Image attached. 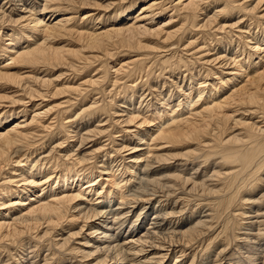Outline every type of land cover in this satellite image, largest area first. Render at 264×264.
<instances>
[{
  "label": "bare ground",
  "instance_id": "1",
  "mask_svg": "<svg viewBox=\"0 0 264 264\" xmlns=\"http://www.w3.org/2000/svg\"><path fill=\"white\" fill-rule=\"evenodd\" d=\"M139 1L0 0V32L8 29L0 34L6 41H0V57L8 54L22 66L17 71L0 66V83L21 91L17 96L0 93V102L27 111L28 102L39 100L36 112L44 101L55 103L32 117L30 124L41 126L39 131L14 127L0 133V264H188L186 251L178 254L174 245L198 248L210 232L200 264H217L216 257L206 261L219 242L224 243L217 258L236 242L239 256L227 264H264V70L254 77L250 72L264 60V0H204L205 5L203 0L181 1L175 10L183 17L182 26L166 32L164 41L162 31L157 32L163 45L156 46L141 40L136 24H112L100 33L77 25L61 31L45 19L49 10H84L93 13L86 24L96 19L106 24L121 20ZM256 25L260 32L255 34ZM39 31L41 36L36 35ZM65 34L71 44L79 42L90 53L46 41ZM124 49V54L135 52L142 58L129 57L110 81L109 57ZM100 63L106 75L93 79L88 74L77 85L68 79L63 84L64 77L91 73ZM27 67L31 71L24 75ZM242 76L248 79L240 90L223 98ZM66 96L71 98L56 103ZM236 96H243L245 104L237 119L225 111ZM72 107L78 109L66 116ZM55 109L60 115L46 124L44 115ZM186 111L200 122L186 117ZM8 118L6 114L4 120ZM153 122L155 126H145ZM109 123L116 133L136 136L135 141L126 134L113 144L117 139L107 130ZM105 135L109 144L103 143ZM113 152L123 159L117 168ZM98 153L102 155L96 161ZM99 163L100 176L107 171L100 186L107 184L103 194L92 178ZM39 174L47 178L37 182ZM132 180L138 183L130 190L127 183ZM47 184L44 198H34L35 188L41 191ZM96 194L110 202L92 205L90 196ZM157 194L174 202L156 205L152 220H177L165 233L161 220L139 229L148 219L147 214L141 219L143 209ZM129 196L132 200L126 201ZM113 199L121 201L111 205ZM187 203H195V210L186 214ZM136 204L141 206L137 215ZM238 206L245 208L237 212ZM125 224L130 226L125 229ZM198 257L193 253L189 264Z\"/></svg>",
  "mask_w": 264,
  "mask_h": 264
},
{
  "label": "rangeland",
  "instance_id": "2",
  "mask_svg": "<svg viewBox=\"0 0 264 264\" xmlns=\"http://www.w3.org/2000/svg\"><path fill=\"white\" fill-rule=\"evenodd\" d=\"M183 2L184 4L185 3H188L189 1H191V0H141V1H139L138 2V4L132 9V10H130V12H128L126 15H124L122 18H121V20H117V21H114V20H110V21H108V23H106V24H104V23H102V22H99V21H97V19L94 21V23L93 24H86V23H89V22H87V20H86V18H88L89 16H90V13H91V11H90V13L89 12H87V11H84V10H81V11H74V10H63V11H56V13L55 12H51L50 10H49V12L47 11V15H46V17H45V19H46V21L48 22V24H49V26L50 27H53L54 29L53 30H57L56 28H58V30H61V31H64V27H73V26H75V25H77V26H79V27H81V28H90V30H95L96 32H103V31H105V29L106 28H111L112 27V24H116V25H120V26H126V27H128V26H130V25H132V24H136L135 26L136 27H138V30L140 31L139 32V36L141 37V40L145 43V44H151V45H157V44H162V42H161V38H159V37H157V36H155L156 35V33L157 32H159L160 30L162 31V35H163V37H162V35H161V37L163 38V40L162 41H164V39L167 37V34H165L166 32L168 33L169 31H173V30H175V28H179V27H181L182 26V23H183V17L181 16V15H177V14H179L178 12H176V7L178 6V5H181L180 4V2ZM193 1V0H192ZM206 1V0H205ZM202 2V4L203 5H205L206 3H207V1H206V3L204 2V0L203 1H200V3ZM204 2V3H203ZM154 3V4H153ZM151 5H155L156 7L154 8V10H152V8H150V6ZM182 6V5H181ZM180 6V7H181ZM175 7V8H174ZM179 7V6H178ZM162 9V10H161ZM176 9V10H175ZM87 12V13H86ZM95 13L97 14H95L97 17H98V13L99 12H97V11H95ZM54 14V15H53ZM91 14H93V13H91ZM94 16V15H93ZM181 16V17H180ZM84 20V21H83ZM89 21V20H88ZM84 22V23H83ZM86 22V23H85ZM97 23V24H96ZM46 24V23H45ZM85 24V25H84ZM180 24V25H179ZM87 25V26H86ZM58 26V27H57ZM84 26V27H83ZM5 29V28H4ZM173 29V30H172ZM8 29H5L4 31H2L1 30V32H0V34H6V31H7ZM164 30V31H163ZM259 31V28L257 27V25L256 26H253L252 27V32H254L255 34L257 33ZM58 33H59V31H57ZM260 32V31H259ZM40 31L39 32H37V34L36 35H39V36H41L40 34ZM35 35V36H36ZM66 36L67 35H69V34H65ZM65 35H63V36H57V37H53V36H50V37H48L47 38V42L48 43H53V44H55V46H59V47H63V46H66V47H76V49L79 47V48H81L84 52L83 53H90V51H89V49L87 48V47H83L81 44H79V42H77V44H75V43H73V44H71V42H70V37L69 36H67V37H65ZM186 35H188L187 33H186ZM201 35L202 34H200L199 35V37H201ZM166 36V37H165ZM139 37V38H140ZM198 37V36H197ZM198 37V38H199ZM40 38V42L41 41H43V37H39ZM38 38V39H39ZM3 39V38H2ZM0 41H3V40H0ZM173 42L174 41H176V39L174 38L173 40H172ZM203 41H204V39H203ZM3 42H6V41H3ZM46 42V43H47ZM160 42V43H159ZM201 43H202V40H201ZM168 44H170V43H168ZM168 44H166L167 46H169ZM199 44H200V41H199ZM3 45H8V44H6V43H4ZM27 45V44H26ZM74 45V46H73ZM155 45V46H156ZM163 45V44H162ZM203 45V44H202ZM201 44H200V46H202ZM234 46L233 47H235V45H236V43L234 42V44H233ZM23 47V46H22ZM170 47V46H169ZM169 47H167V48H169ZM173 47V46H172ZM120 48H122V47H120ZM115 50V49H114ZM123 52H126V50L124 49V51H122L121 53L122 54H120V53H118V54H115L113 57L112 56H110L109 58V63L108 64H110V67L108 68L109 70H110V73H112L111 74V78H109L108 80H112V78H113V80H114V78L116 77V73H119V72H117V69L118 68H120V65L122 66L123 64H125L126 62H129L130 61V58L129 57H132L133 59H137V57L139 58V57H141L142 55H140V56H138L135 52H128V53H126V54H124ZM137 55V57H136V55ZM9 55L8 54H5V55H1V57H0V66H3L4 64H8L9 66H10V71L13 69V71H17L18 70V68L19 67H22V66H19V67H17V65H15V63H14V61L11 59V57H8ZM144 57V56H143ZM242 57H244V55L242 56ZM142 58V57H141ZM96 64H97V62H96ZM102 65L103 64H98V65H95L94 66V68H95V70L94 71H92L91 73H88V72H83V73H81L82 75H80L79 77H77V78H75V79H72L73 78V76L71 77V78H69L70 76H66V77H64V79H63V84H65L66 82H67V79H68V82H75V85H77L78 83H81V82H84L86 79H89V77L92 75L93 76V79H97V78H99V77H102L103 75H106V74H104V73H102L104 70H102ZM198 65H196L195 67H197ZM101 68V69H100ZM256 68H257V70H256ZM256 68H253V69H251V71L250 72H252L251 73V76L252 77H254V76H256V71H262V70H264V60H262L261 61V63L260 64H258L257 66H256ZM26 71H31V68H29V67H27V68H23L22 69V71L21 72H25V73H23L24 75L25 74H27L28 72H26ZM86 75H85V74ZM158 73V72H157ZM89 74V75H88ZM95 74V75H94ZM87 75L89 76V77H87ZM102 75V76H101ZM97 76V77H96ZM83 77V78H82ZM85 78V79H84ZM78 79V80H77ZM79 79H81V81L79 80ZM152 79H154V77L152 78ZM159 79H161V77H159ZM248 79V76H242V77H240L239 78V80L237 81V82H235L236 84L234 85V87L233 88H231V87H229V89H226L225 90V94L223 95V98H225L226 96H228V95H230L231 93H233V89H234V91H235V89L238 91V90H240L239 88H241L245 83H246V80ZM74 80V81H73ZM107 80V81H108ZM145 80V79H144ZM163 80V79H162ZM263 80V82H261L262 84H261V86H262V90L264 89V79H261V81ZM109 83V82H108ZM7 85V86H6ZM202 85H205V84H202ZM241 86V87H240ZM163 87H161V89H162ZM165 89L167 88V87H164ZM163 88V89H164ZM230 88H231V90H230ZM252 89H255V88H252ZM90 90H91V88H90ZM17 91V89H16V87H12V86H10V84H8V83H6V81L5 82H2V83H0V93H5V94H7V95H14V96H17L18 95V93H20L19 91H18V93L16 92ZM250 92V91H249ZM230 93V94H229ZM248 93V92H247ZM246 93V94H247ZM169 94V93H168ZM93 96V95H92ZM178 96V95H177ZM244 96H246V95H244ZM71 97H75V95H71ZM71 97H69V96H66V97H64L63 99H61V98H58V97H55V99H54V101L55 100H60V101H58V102H56V103H60V102H63L64 103V101H67L66 99H68V98H71ZM76 97H78V96H76ZM91 97V96H90ZM96 97H99V96H96ZM243 96H236V98L234 99V100H232L231 101V103L228 105V106H226V108H225V111L227 112V115H230L231 117H233V118H238V116L241 114V113H243V108H244V106H245V104H243L242 102H241V98H242ZM78 99H81L80 97H78ZM183 99V98H182ZM202 102H203V100H201ZM3 102V103H2ZM201 102V103H202ZM30 103V104H29ZM37 103H39V100H36V101H34V104L36 105ZM175 103H177V102H175ZM174 102H173V104H175ZM201 103L199 102L197 105H196V107H199L200 105H201ZM241 103V104H240ZM34 104H31V101L30 102H28L27 103V111H23V109L24 108H21V107H24V106H18V105H14V107L11 105V103H9L8 101H5V100H3V101H1L0 102V109H1V111L2 110H4V113L2 112L1 114H0V133H5V132H7L8 130H11L12 128H18V129H23V130H26V129H28V128H31L29 131H31V132H33V131H35V130H37V131H39L40 129H41V126H37V123H31L30 124V122H31V119H32V117L35 115V113H39V112H43V111H45V110H47V109H49V107H52V105L53 104H55V103H52L51 101L50 102H48V101H44V103H42L43 105H42V107H40V109L41 110H39V111H34L36 108V106L34 105ZM49 104V105H48ZM178 104V103H177ZM240 104V105H239ZM242 104H243V106H242ZM57 105V104H56ZM66 105V104H65ZM35 106V107H34ZM30 107V108H29ZM44 107V109H42ZM66 106H62V108H60V109H64ZM68 107V106H67ZM70 107V106H69ZM9 109V110H8ZM34 109V110H33ZM75 111V109H78V108H69V114H66V116H70V115H72L74 112L72 111ZM70 110L72 111L71 113H70ZM59 110H57V109H55V110H53V112L50 114V116L49 115H44V119H45V122H46V124H47V122L48 123H50L51 121V119H52V117H55L56 115H60V113L58 112ZM66 111V110H65ZM5 112H7V113H5ZM53 113H55L54 115H53ZM186 113L187 114H185V116L187 117H191L192 119H193V121H196L197 123H199L200 122V120L201 119H199V117H193L192 115H191V113H188V111H186ZM195 113V112H194ZM6 114H8L9 115V118L8 119H6V120H4V117H5V115ZM190 114V115H189ZM52 115V116H51ZM185 116H184V118H185ZM51 118V119H50ZM196 118V119H195ZM47 119H49V120H47ZM47 120V121H46ZM50 121V122H49ZM90 122H93L92 120L90 121ZM30 124V125H29ZM155 124V122H153L152 123V125L151 124H149V125H145V126H149V127H153V126H155L154 125ZM112 127L111 126V124L109 123V125H108V127H107V130H108V128H109V134L112 136V139L113 138H115V139H117L116 141L113 139V144H116L117 145V143H118V141H121L122 139H123V137H124V135L125 136H127V135H130V137H131V139L133 140V142L135 141V137L136 136H134V135H131V134H128V133H125V132H117L116 133V131H115V129H113V127L111 128V130H110V127ZM133 127H136V125H134ZM116 128V127H115ZM137 128V127H136ZM55 129L54 128H52L51 129V131L50 132H52V131H54ZM117 130V129H116ZM45 131H47V130H44L43 131V134H46L47 132H45ZM111 131V132H110ZM114 131V132H113ZM50 132H49V134H50ZM115 133V134H114ZM125 133V134H124ZM48 134V133H47ZM119 134V135H118ZM127 134V135H126ZM106 135H107V133H106ZM105 135V136H106ZM117 135V137H114V136H116ZM104 136V138H102L103 139V143H106V144H109V143H107V142H109L108 141V136H106L105 137ZM60 137V136H59ZM61 137H63V135H61ZM120 137V138H119ZM134 137V138H133ZM107 140H106V139ZM102 139L100 138V140H98V142H101L102 141ZM45 141H47V139L45 140ZM125 141H126V139H125ZM115 142V143H114ZM102 143V142H101ZM110 143H111V141H110ZM112 144V145H113ZM108 146H111V144L110 145H108ZM108 148V147H107ZM36 155V154H35ZM100 155H102V153H98V157H96V161H98L97 159H99V157H100ZM103 155H104V153H103ZM114 155V159H117L116 160V162H114V164H113V166L114 167H116L117 168V165L120 163H122V164H124L123 162H121L123 159H122V157L120 156V155H116V154H114V152H113V154H112V156ZM120 158V159H119ZM24 163V162H23ZM119 164V165H120ZM176 164V163H175ZM101 164L99 163L97 166H96V168H95V173L92 175L93 177V179L95 180L96 179V183H95V188L96 189H98L99 188V191L103 194L104 193V191L106 190H102V188L104 187L105 188V186H107V184L106 183H104V184H106L105 186H102V187H100L101 185H102V182L103 181H105V179H106V175L107 174H105V172H107V171H104L103 173H102V176H100V174H99V171H97L96 169H98L99 167H101L100 166ZM118 165V166H119ZM155 166H158V165H156L155 164ZM154 166V167H155ZM100 169V168H99ZM98 169V170H99ZM102 169V168H101ZM158 169V168H157ZM190 170L188 167L187 168H185V170ZM97 172V173H96ZM96 174V175H95ZM57 175V173H54L53 174V177H55ZM126 175V174H125ZM125 175H123V178H126V177H129L128 175H126V177H124ZM119 176H121V175H119ZM139 175H136V178L138 177ZM45 178H47V176H46V174H39L38 176H37V182H39V181H43V180H45ZM52 179V178H51ZM127 179V178H126ZM138 179V178H137ZM85 181V180H84ZM83 181V182H84ZM137 180H135V181H131L132 182V184L131 183H127V185H129V186H127V188H130V190H131V187L135 184V183H138V181L136 182ZM101 182V183H100ZM100 183V184H99ZM134 183V184H133ZM87 185H85V187H86ZM38 189V193H33V191L31 192V194L33 193L34 195H33V197L35 198V197H37L38 195L39 196H44V195H42V193H45L47 190H48V184L46 185V186H44L43 188H42V190L40 191L39 189H41V187H39V188H35V190H37ZM102 190V191H101ZM129 190V191H130ZM43 191V192H42ZM59 191H61V190H59ZM128 190H126L125 189V192H127ZM102 194L100 195H98V194H96L95 196H90L91 197V200L93 201L92 203V205H95V204H99V203H105V201L106 202H110V201H108V200H105L103 197H102ZM163 197V198H162ZM42 198H44V197H42ZM116 198V197H115ZM129 198V199H128ZM132 196H129V197H127L126 199H128V200H126V201H131L132 199ZM159 198L161 199V200H163V201H161L160 200V202H158L159 201ZM167 197L166 196H162L161 194H157V195H155V196H153V197H151V198H149V199H151L150 200V203L149 204H147L146 206H144V207H146V208H144L143 210H144V212H143V214H142V216H141V219L145 216V214H147L148 216V219L144 222V223H141L140 225H139V229L140 230H143L144 228H148V227H152V224L151 223H155V221H156V223H158L161 219H156V220H152L153 219V217L155 216V214H157L156 213V205H162V204H166L167 202H170V203H172V205H174L173 203L174 202H171V200L169 201H165V199H166ZM125 200H122V201H125ZM167 200V199H166ZM97 201H98V203H97ZM100 201H102V202H100ZM117 201H121L120 199H113L112 201H111V205H113V204H115ZM160 203V204H159ZM196 203V202H195ZM194 203V204H195ZM193 203H191V207H190V204H186V205H188V206H185V211H184V213H189L191 210L193 211V210H195V205H194ZM133 205V204H132ZM151 207V208H150ZM187 207V208H186ZM244 208H245V206H243ZM243 207H240V206H238V207H236V210H237V212H241L243 209ZM111 208H113V207H111ZM115 208V207H114ZM140 208H141V206H138V204H136V205H134V207H133V210H135V214L139 211V213H140ZM239 208V209H238ZM109 209L110 208H107V210L109 211ZM154 209V210H153ZM4 211L6 210V209H3ZM189 210V211H188ZM204 211L206 210V209H203ZM240 210V211H239ZM191 211V212H192ZM202 210L200 209V210H198L196 213H199V212H201ZM146 212V213H145ZM154 212V213H153ZM236 212V213H237ZM149 213V214H148ZM132 214L133 213H129V215L130 216H132ZM134 214V215H135ZM137 215V214H136ZM129 216V217H130ZM128 217V218H129ZM133 218L134 217H132V220H133ZM171 219H173L172 220V224L171 223H169L170 222V220ZM131 220V219H130ZM163 221V222H162ZM222 221V220H221ZM221 221L219 222V224H221ZM139 223V222H138ZM164 223V224H163ZM175 223H177V220H176V217H173V218H166V219H163V220H161V224H159V225H164V227H165V230H163V231H161L162 233L164 232L165 233V231H169V230H167L168 228H170V227H172V226H174V224ZM158 225V226H159ZM175 225H177V224H175ZM44 226H46L45 224H44ZM125 226H126V224H125ZM130 226V224H128L126 227H125V229H127V227H129ZM161 226H159V227H161ZM41 227H43V226H41ZM133 227V226H132ZM142 227V228H141ZM220 227V226H219ZM239 231L240 232H242V231H244L245 229L240 225L239 227ZM40 229H42V228H40ZM220 230V229H219ZM33 233H35V232H33ZM212 232H210L208 235H207V237L205 238V240H203V243H201L200 245L201 246H199L198 248H197V246L195 245V246H193V247H190V246H186V245H182V244H176V245H174L175 246V251H179L180 249H183V250H185L186 252V257L188 258V257H190V258H188V264H189V262H190V260H191V258H192V256H193V253L195 254V253H197V255H199V257H198V260L195 262V264L196 263H198V264H200V262H202L201 260H205L204 259V257H206L205 256V254H203V248H205V246L208 244V243H210L209 241H210V236L209 235H212L211 234ZM25 237H27V235L25 236ZM207 239V240H206ZM209 239V240H208ZM234 241V240H233ZM6 243H8V242H6ZM221 243H224V242H219V244L217 243L216 244V246L218 247H216L215 246V248L213 247L212 249H211V252H209V254H208V256H207V258H208V260L206 261V262H210L211 261V259H212V262H213V259H215V257H216V260L218 261V262H216L217 264H225L226 263V261L228 260V259H233L234 257H238L239 255L237 254V253H235V252H238L236 249H238L236 246L237 245H235L236 244V242H232L231 243V245L228 247V250H226V252H225V255H223L222 257L220 256L219 258H217V255L216 254H218L219 253V250L220 249H222V247H223V244H221ZM235 243V244H234ZM203 245V246H202ZM183 247V248H182ZM239 247H242V245H240ZM13 248V247H12ZM149 248V247H148ZM186 248V249H185ZM149 250V249H148ZM214 250V251H213ZM15 251V250H14ZM174 251V252H175ZM182 251V250H181ZM181 251L180 252H178V254H180L181 253ZM195 251V252H194ZM6 252V251H5ZM200 252V253H199ZM5 254V253H4ZM232 254H234V256L232 255ZM236 255V256H235ZM211 256V257H210ZM225 256V257H224ZM230 256H231V258H230ZM210 257V258H209ZM183 258V257H182ZM181 259V258H180ZM220 259V260H219ZM223 259V260H222ZM172 260V259H171ZM210 260V261H209ZM11 261H13V259H11ZM185 261V260H184ZM172 262H174V260H172ZM211 262V263H212ZM227 264V263H226Z\"/></svg>",
  "mask_w": 264,
  "mask_h": 264
}]
</instances>
